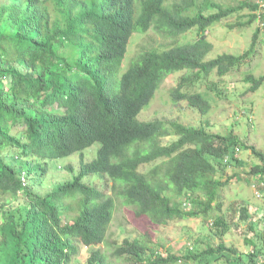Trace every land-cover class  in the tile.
I'll return each mask as SVG.
<instances>
[{
  "label": "trees",
  "instance_id": "obj_1",
  "mask_svg": "<svg viewBox=\"0 0 264 264\" xmlns=\"http://www.w3.org/2000/svg\"><path fill=\"white\" fill-rule=\"evenodd\" d=\"M236 17L230 28L250 27L264 21V9L250 1L0 0V264H73L85 248L107 241L119 203L156 228L210 216L224 185L216 176L239 163V140L203 125L139 117L169 78L185 72L170 90L172 99L210 113V98L195 85L229 76L256 52L258 32L245 54L207 61L214 49L208 32ZM193 30L197 38L181 42ZM151 31L172 46L142 48L123 72L133 40ZM246 82L247 92L255 93L264 76L250 75ZM96 145V157L85 161ZM255 154L262 165L250 175L264 178V155ZM75 155L81 158L78 173L68 166L72 179L45 191L47 160ZM146 165L154 167L143 173ZM73 203L80 213L62 223ZM242 212L243 220L251 219L247 209ZM216 224L223 225V236L224 218ZM227 252L238 264L264 257L256 244L248 254L220 244L180 256L129 239L114 256L130 264H208L207 256L233 260ZM108 261L93 250L87 264Z\"/></svg>",
  "mask_w": 264,
  "mask_h": 264
},
{
  "label": "rangeland",
  "instance_id": "obj_2",
  "mask_svg": "<svg viewBox=\"0 0 264 264\" xmlns=\"http://www.w3.org/2000/svg\"><path fill=\"white\" fill-rule=\"evenodd\" d=\"M214 1L224 6L250 1L264 9V0ZM250 13L246 10L242 14L243 17H247V21ZM239 20V17L232 18L211 28L208 37L214 49L207 57V61L223 54L236 56L245 54L251 49L255 34L258 32L256 52L247 65L229 76L220 79L217 75H213L201 87L195 85L194 91L199 90L210 98L212 109L209 114L203 116L193 110L188 103L184 101L178 103L172 99L170 90L175 87L182 75L189 73L185 72L169 78L139 117L142 121L155 119L179 121L188 127L203 125L210 133L233 135L239 140L242 145L237 154L239 163L229 166L224 173L216 176V179L224 185L218 190L219 196L210 216L192 219L178 218L168 225L156 228L147 217L138 218L133 209L119 203L107 241L91 249L85 248L73 264H87L93 250H101L107 255L109 264H130L127 260L114 256L116 249L127 239L147 244L163 255L171 253L183 256L188 251L202 252L206 251L208 245L219 246L220 244L235 248L240 254L251 253L253 245L256 244L264 252V180H262L264 178L250 175L253 168L262 165V160L255 151L264 155V84L257 92L250 93L247 92L250 85L246 82L250 75L257 78L264 76V21L259 19L252 26L243 29L229 27V24H235ZM196 38L197 30H193L184 35L181 42H191ZM171 46L170 41H166L155 31L147 35H137L132 42L122 71L125 72L130 67L132 63L130 59L136 57L142 48L164 50ZM218 89L225 92L226 97L220 98L217 95ZM172 139L175 138L169 140ZM98 148L99 145H96L87 151L85 161L93 160ZM47 162L50 172L46 179L45 191L51 190L58 182L71 180L73 174L67 167L70 166L78 173L81 158L75 155L56 161L47 160ZM153 167L154 165L143 166L142 172L148 173ZM184 208L192 209L189 206ZM244 209L248 210L250 220L242 219ZM80 211L79 203H73L70 209L62 213V223L69 222ZM221 218H224V223L228 227L223 236H220V232L224 231L223 225L216 224ZM1 223L2 220H0ZM227 255L233 260L221 257L216 261L215 256H207L203 263L208 261V264H230V262L238 264L236 255L229 252ZM178 264L198 263L190 260Z\"/></svg>",
  "mask_w": 264,
  "mask_h": 264
},
{
  "label": "built area",
  "instance_id": "obj_3",
  "mask_svg": "<svg viewBox=\"0 0 264 264\" xmlns=\"http://www.w3.org/2000/svg\"><path fill=\"white\" fill-rule=\"evenodd\" d=\"M257 263L258 264H264V257H262V256L258 257Z\"/></svg>",
  "mask_w": 264,
  "mask_h": 264
}]
</instances>
